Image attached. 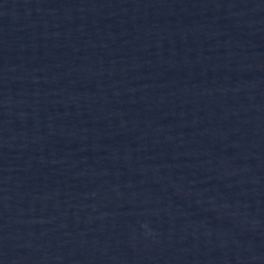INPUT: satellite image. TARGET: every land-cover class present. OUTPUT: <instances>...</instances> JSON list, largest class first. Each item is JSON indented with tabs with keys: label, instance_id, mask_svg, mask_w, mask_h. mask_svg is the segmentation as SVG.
I'll return each instance as SVG.
<instances>
[{
	"label": "water",
	"instance_id": "95a60500",
	"mask_svg": "<svg viewBox=\"0 0 264 264\" xmlns=\"http://www.w3.org/2000/svg\"><path fill=\"white\" fill-rule=\"evenodd\" d=\"M0 264H264V0H0Z\"/></svg>",
	"mask_w": 264,
	"mask_h": 264
}]
</instances>
